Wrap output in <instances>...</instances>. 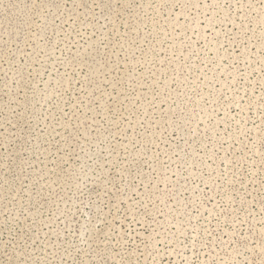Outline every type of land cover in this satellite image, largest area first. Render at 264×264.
<instances>
[{
	"label": "rangeland",
	"instance_id": "obj_1",
	"mask_svg": "<svg viewBox=\"0 0 264 264\" xmlns=\"http://www.w3.org/2000/svg\"><path fill=\"white\" fill-rule=\"evenodd\" d=\"M0 264H264V0H0Z\"/></svg>",
	"mask_w": 264,
	"mask_h": 264
}]
</instances>
